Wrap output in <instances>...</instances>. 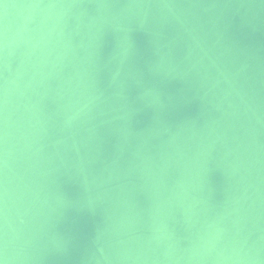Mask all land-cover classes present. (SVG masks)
Segmentation results:
<instances>
[{
	"label": "water",
	"instance_id": "95a60500",
	"mask_svg": "<svg viewBox=\"0 0 264 264\" xmlns=\"http://www.w3.org/2000/svg\"><path fill=\"white\" fill-rule=\"evenodd\" d=\"M5 30L28 264H86L97 235L146 264L234 248L264 264L261 0H0Z\"/></svg>",
	"mask_w": 264,
	"mask_h": 264
},
{
	"label": "clouds",
	"instance_id": "9594fccd",
	"mask_svg": "<svg viewBox=\"0 0 264 264\" xmlns=\"http://www.w3.org/2000/svg\"><path fill=\"white\" fill-rule=\"evenodd\" d=\"M261 4L264 5V0H261ZM72 4H47V5H28L33 8H65L74 7ZM111 4H101L99 7H113ZM151 5L145 3L130 2L121 7L132 8H146ZM161 7L171 8L176 5L163 4ZM9 6L4 5L7 9ZM9 41L7 32L0 41V53L4 55V67L7 69V49ZM9 97H10V82L7 76L4 77L3 84L0 85V170H2L3 178L0 181V264H28L31 259L26 251V245L31 243V237L22 238L23 228L14 227L17 219H19V225H24L26 221L22 217H14L9 206V190H8V139H9ZM99 235L93 240L95 251L89 257H86V264L88 261L94 262V264H138L143 262L146 264L149 259L142 254H135L131 250L121 247L119 244H111L108 246H100ZM97 253L99 255H97ZM63 255H67V248L62 251ZM165 260L180 261L186 260L189 262H195V264H201L206 260H212L213 264H258L259 250L256 249H224L211 255L210 251H206L203 254H198L195 250H192L186 256L169 257L165 256Z\"/></svg>",
	"mask_w": 264,
	"mask_h": 264
}]
</instances>
